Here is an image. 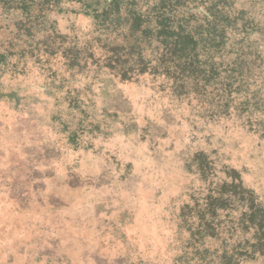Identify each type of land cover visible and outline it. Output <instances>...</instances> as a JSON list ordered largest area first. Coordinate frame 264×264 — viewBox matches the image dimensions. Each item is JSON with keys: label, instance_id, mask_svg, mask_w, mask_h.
Returning <instances> with one entry per match:
<instances>
[{"label": "rangeland", "instance_id": "374dc122", "mask_svg": "<svg viewBox=\"0 0 264 264\" xmlns=\"http://www.w3.org/2000/svg\"><path fill=\"white\" fill-rule=\"evenodd\" d=\"M0 264H264V0H0Z\"/></svg>", "mask_w": 264, "mask_h": 264}]
</instances>
